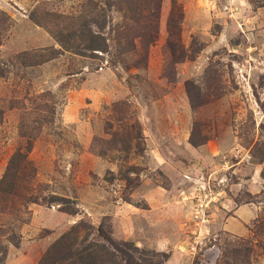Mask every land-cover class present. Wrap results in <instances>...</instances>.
Segmentation results:
<instances>
[{"label":"rangeland","instance_id":"rangeland-1","mask_svg":"<svg viewBox=\"0 0 264 264\" xmlns=\"http://www.w3.org/2000/svg\"><path fill=\"white\" fill-rule=\"evenodd\" d=\"M18 152L0 264L101 224L135 264H264V0H0V180Z\"/></svg>","mask_w":264,"mask_h":264},{"label":"trees","instance_id":"trees-1","mask_svg":"<svg viewBox=\"0 0 264 264\" xmlns=\"http://www.w3.org/2000/svg\"><path fill=\"white\" fill-rule=\"evenodd\" d=\"M96 45V41L94 40L91 45V49L94 50H101L98 49V47H94ZM23 158V159H22ZM25 159L24 155L20 152L16 153L12 159L10 160L8 164V169L6 173L4 174L3 178L0 180V189H4L8 186H11L10 180L12 175L14 176L13 172L16 171V169L21 165V162ZM69 213H74V211L71 208L66 209ZM83 223H79L77 226H74L75 229H78L79 225ZM98 234L101 238L104 239L105 243H99L92 241H88L87 243L80 244L81 249L70 252V255L68 257H65L61 260H70L69 264H135V261L133 260L134 257L132 256L135 251H138V248L128 242H123V247H120L118 243H115L106 230L104 229L103 225L101 224L98 228ZM67 235V234H66ZM64 235L60 242H57L53 245L54 249L59 247L63 241L69 240L67 239L69 235ZM88 240V237L85 239ZM71 243H68L70 245ZM66 244L64 243V246ZM71 250V249H70ZM52 249L48 251V254L41 258L40 264H51L54 261V257L51 256ZM62 258V257H61ZM57 260V259H56ZM61 261V262H64ZM60 264V263H59Z\"/></svg>","mask_w":264,"mask_h":264}]
</instances>
